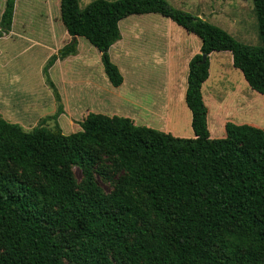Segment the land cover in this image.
I'll return each mask as SVG.
<instances>
[{
    "label": "trees",
    "instance_id": "trees-1",
    "mask_svg": "<svg viewBox=\"0 0 264 264\" xmlns=\"http://www.w3.org/2000/svg\"><path fill=\"white\" fill-rule=\"evenodd\" d=\"M250 1L257 47L165 0H96L84 9L79 0L59 1L71 40L43 68L56 101L48 71L76 54L77 38L99 52L114 88L123 78L108 52L126 18L159 15L200 41L184 95L193 137L95 113L70 135L57 123L54 131L40 125L25 132L0 116V264H264V131L227 123L225 136L211 139L201 93L209 56L228 53L250 90L264 97V0ZM14 7L5 0L0 39L11 32ZM97 178L113 190L105 194Z\"/></svg>",
    "mask_w": 264,
    "mask_h": 264
},
{
    "label": "rangeland",
    "instance_id": "rangeland-1",
    "mask_svg": "<svg viewBox=\"0 0 264 264\" xmlns=\"http://www.w3.org/2000/svg\"><path fill=\"white\" fill-rule=\"evenodd\" d=\"M59 1L15 0L11 32L0 39V116L25 132L40 125L54 131L57 123L64 135H70L80 130L79 124L90 113L117 117L136 113L140 119L138 124L157 130L163 121L159 123L151 118L153 110L146 114L137 103L154 102L159 93H164L170 96L168 106L172 122L166 125L169 133L192 138L191 116L183 92L185 95L187 62L192 59L191 53L200 47V41L159 15L126 18L119 25L121 40L108 52L123 78L122 85L114 88L104 74L99 52L84 39L77 38L76 54L57 61L48 71V78L59 95L56 101L54 90L43 76V68L49 58L71 40L60 22ZM94 1L79 0V7L84 9ZM165 1L176 10L220 28L240 44L260 45L250 0ZM4 4L5 0H0V18ZM224 71L231 79L239 75L228 66ZM229 85L236 87L232 80ZM179 92L180 101L176 98ZM225 94L216 92L215 96L224 97ZM59 106L62 107L61 115L57 121L50 120ZM144 109L148 112L149 106ZM261 112L264 127V111ZM144 113L150 119L144 118ZM43 120L46 121L41 124ZM212 122L210 118L209 127L215 131ZM102 165L110 167L107 161ZM9 172L19 173L15 167ZM72 173L80 182V171L73 168ZM110 177L116 176L110 174ZM97 179L105 194L113 190L112 182L108 184Z\"/></svg>",
    "mask_w": 264,
    "mask_h": 264
},
{
    "label": "crops",
    "instance_id": "crops-1",
    "mask_svg": "<svg viewBox=\"0 0 264 264\" xmlns=\"http://www.w3.org/2000/svg\"><path fill=\"white\" fill-rule=\"evenodd\" d=\"M199 49L200 47L197 48V50L194 53H191L190 57L193 58L196 54H198ZM213 54L209 56L208 79L202 85V89H201L203 102L208 112L207 124H208V131L210 134V138L211 139L223 138L225 136L224 127L227 123H231L234 125H249L264 131V127H262L261 125L263 121L262 114H260L261 110L262 112L264 111L263 110L264 97H262L256 92H253L252 90H251L252 93H250L251 92L250 88L245 82L242 74L238 70L233 68L230 54L228 53H213ZM213 56H215L214 59H212ZM227 66L237 71L239 75H237L236 77L234 76L231 79L230 75L225 74L226 71H224V69ZM231 80L232 82H235L236 87H231L229 85L231 83ZM216 92L217 94L221 92L222 93L225 92L226 94L224 97L221 96L217 97L215 96ZM179 94L180 92L176 94L177 97L175 96L178 101H180ZM158 95L160 96L154 99L153 100L154 102L148 104L140 102V104L137 103V105L138 108L144 111L146 114L149 113L150 109L151 111L153 110L152 112L153 115L151 118L159 120V123L160 121H163V123H160V126L156 128L157 129L156 131L165 134H171L169 133V129L166 126L168 122H172L170 118V112L168 106L170 96L164 93L162 94L159 93ZM183 96H184V92H183ZM206 97L208 98L206 99ZM207 102L209 104H207ZM145 106H149L148 112L144 109ZM145 113L143 114L144 118L150 119V117ZM157 114L160 116H157ZM109 117H114V116H109ZM126 118H129L136 126H142L153 129L152 126L138 124L139 123L138 121L140 119L139 117H137L136 113H132L130 114L129 117ZM210 118L213 121L212 126L214 127L213 130L215 131H212L209 127ZM171 135L174 136L173 134Z\"/></svg>",
    "mask_w": 264,
    "mask_h": 264
},
{
    "label": "water",
    "instance_id": "water-1",
    "mask_svg": "<svg viewBox=\"0 0 264 264\" xmlns=\"http://www.w3.org/2000/svg\"><path fill=\"white\" fill-rule=\"evenodd\" d=\"M204 60H205V56H202V61H201V63H203V62H204Z\"/></svg>",
    "mask_w": 264,
    "mask_h": 264
}]
</instances>
